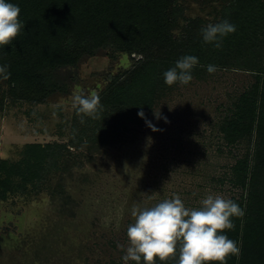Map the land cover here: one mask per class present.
Segmentation results:
<instances>
[{
  "label": "rangeland",
  "instance_id": "1",
  "mask_svg": "<svg viewBox=\"0 0 264 264\" xmlns=\"http://www.w3.org/2000/svg\"><path fill=\"white\" fill-rule=\"evenodd\" d=\"M178 1L184 16L175 26L176 36L187 30V18L203 26L221 22L230 0ZM72 43L70 37L66 44ZM125 51L108 44L84 53L75 66L58 69L59 87L47 103L11 99L0 79L2 264H123L118 245L128 246L134 206L151 207L179 195L191 208L209 193L231 200L247 193L236 183L233 166L255 152V140L230 144L220 125L224 106L256 77L217 69L187 85L166 86L151 107L116 117L120 133L96 141L100 134L94 135L95 124L77 111L74 96L101 95L110 74L127 77L144 56ZM141 110L157 131L138 116ZM36 143L52 146L41 171L28 170L26 163L27 146ZM263 187L264 170L255 188ZM15 243L23 246L19 253L11 249ZM177 259L178 253L156 264H177Z\"/></svg>",
  "mask_w": 264,
  "mask_h": 264
},
{
  "label": "trees",
  "instance_id": "2",
  "mask_svg": "<svg viewBox=\"0 0 264 264\" xmlns=\"http://www.w3.org/2000/svg\"><path fill=\"white\" fill-rule=\"evenodd\" d=\"M10 2L19 5V19L25 27L12 44L0 48V65H7L10 72V76L0 79L15 101L47 103L59 87L58 69L75 66L84 53L93 54L108 44L119 51L143 54L144 58L124 79L108 76L105 91L99 95L102 109L95 118L90 117L95 124L93 134H100L93 136L96 141L110 140L120 133L117 116L123 117L143 106L151 107L156 95L168 86L164 83V71L183 55L199 58L193 78L207 73L209 64L256 77L254 83L224 106L221 120L220 130L230 144L247 137L255 140V152L233 166L236 183L247 193L243 191L232 200L245 214L232 217L234 230L224 231L240 248L239 256H230L227 264H264V187L255 188L264 170V0H230L225 5L221 21L229 20L237 30L223 39L220 48L205 44L201 29L206 26L197 25L190 18L187 30L178 36L174 34L175 26L184 16L178 0ZM70 37L75 44L68 46L66 41ZM27 148L28 170L41 171L40 164L49 157L52 146L44 148L36 143Z\"/></svg>",
  "mask_w": 264,
  "mask_h": 264
},
{
  "label": "clouds",
  "instance_id": "3",
  "mask_svg": "<svg viewBox=\"0 0 264 264\" xmlns=\"http://www.w3.org/2000/svg\"><path fill=\"white\" fill-rule=\"evenodd\" d=\"M20 7L10 0H0V48L12 44L25 27L19 19ZM234 23L225 19L215 24H208L201 29L202 41L216 48L222 47L223 39L236 32ZM199 58L186 54L180 57L175 65L163 73L164 83L187 85L193 79V70L199 65ZM208 73L217 71V66H206ZM0 76H10L7 65H0ZM74 105L77 111L85 116L95 118L102 109L99 96L76 94ZM138 116L153 131L156 125L149 120L143 110ZM156 119L160 112H154ZM199 207H187L179 195L164 199L151 207L134 206L131 215L134 223L128 225V246L118 245L124 254L123 264H156L157 259L166 261L176 257L177 264H227L230 256H239L237 242L230 239L224 231L234 230L232 217H243L245 211L240 205L221 195L207 194L200 200Z\"/></svg>",
  "mask_w": 264,
  "mask_h": 264
},
{
  "label": "crops",
  "instance_id": "4",
  "mask_svg": "<svg viewBox=\"0 0 264 264\" xmlns=\"http://www.w3.org/2000/svg\"><path fill=\"white\" fill-rule=\"evenodd\" d=\"M8 236H7V234H6V238H7ZM1 238H2V236H1ZM6 240V239H5ZM11 240H14V242L16 241V238H11ZM16 242H18V241H16ZM5 244V243H4ZM16 244V246H14V247H11V249L13 248V251L15 252L16 251V253H19V250L23 247L22 245H20L19 243H15ZM0 248H5L4 246H0ZM16 255H18V254H16ZM27 255H28V252L26 253L25 252V256L27 257ZM0 263L2 264V262L0 261ZM6 264H10V263H6Z\"/></svg>",
  "mask_w": 264,
  "mask_h": 264
}]
</instances>
